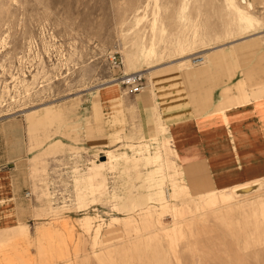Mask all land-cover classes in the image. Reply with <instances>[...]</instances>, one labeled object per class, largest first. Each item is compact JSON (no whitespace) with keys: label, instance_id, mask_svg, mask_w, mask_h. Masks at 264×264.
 Segmentation results:
<instances>
[{"label":"rangeland","instance_id":"374dc122","mask_svg":"<svg viewBox=\"0 0 264 264\" xmlns=\"http://www.w3.org/2000/svg\"><path fill=\"white\" fill-rule=\"evenodd\" d=\"M174 89L263 97L264 0H0V264H264V175L178 164Z\"/></svg>","mask_w":264,"mask_h":264},{"label":"crops","instance_id":"0c3cea01","mask_svg":"<svg viewBox=\"0 0 264 264\" xmlns=\"http://www.w3.org/2000/svg\"><path fill=\"white\" fill-rule=\"evenodd\" d=\"M209 59L214 61L216 58L212 55ZM257 93L247 104L231 108L225 106L224 112L219 111L223 108L214 110L220 99L215 102L213 99L209 106L195 115L188 98L187 101L184 99V93L174 89L164 104V114L167 135L174 140L172 144L178 154V164L200 166L215 188L262 177L264 96L260 97L259 91ZM242 101H248L245 93ZM236 103L239 102L233 104ZM10 165L12 163L7 164L8 167Z\"/></svg>","mask_w":264,"mask_h":264},{"label":"built area","instance_id":"2783aa9c","mask_svg":"<svg viewBox=\"0 0 264 264\" xmlns=\"http://www.w3.org/2000/svg\"><path fill=\"white\" fill-rule=\"evenodd\" d=\"M109 61L112 66L118 67L119 61L117 60V57L115 54H112L110 56ZM141 79H142V74L133 73V74L122 76L120 81L122 84H124L128 88L129 92H137L141 88V85H140Z\"/></svg>","mask_w":264,"mask_h":264},{"label":"bare ground","instance_id":"6f19581e","mask_svg":"<svg viewBox=\"0 0 264 264\" xmlns=\"http://www.w3.org/2000/svg\"><path fill=\"white\" fill-rule=\"evenodd\" d=\"M193 36H194V35H193ZM146 70H147V69H146ZM253 185H254V184H253ZM246 187H247V186H246ZM250 187H251V186H250ZM241 188H242V187L235 188V190H234V191H235V192H240V191H241ZM234 191H233V192H234Z\"/></svg>","mask_w":264,"mask_h":264},{"label":"water","instance_id":"95a60500","mask_svg":"<svg viewBox=\"0 0 264 264\" xmlns=\"http://www.w3.org/2000/svg\"><path fill=\"white\" fill-rule=\"evenodd\" d=\"M11 166V165H10Z\"/></svg>","mask_w":264,"mask_h":264}]
</instances>
